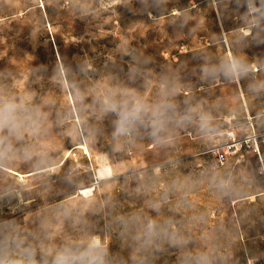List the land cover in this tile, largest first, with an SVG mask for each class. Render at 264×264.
<instances>
[{
	"label": "rangeland",
	"instance_id": "1",
	"mask_svg": "<svg viewBox=\"0 0 264 264\" xmlns=\"http://www.w3.org/2000/svg\"><path fill=\"white\" fill-rule=\"evenodd\" d=\"M242 4L243 0H0V73L15 91H35L40 102H49L53 119L70 103L73 88L88 93V104L99 89L109 88L135 90L151 102L159 98L162 76L175 77L180 89L175 99L181 108L184 100L190 99L211 109L221 121L227 120L235 107H240L243 119V106L255 117L264 110V94L254 97L248 85L254 79L264 80V43L251 38L243 44L234 43L245 27L246 7ZM174 10L181 15H175ZM229 50L245 56L258 70L238 83L223 78L202 80L203 57H212L215 63ZM61 65L70 69L67 83L53 79ZM131 67L138 70L135 79L129 78ZM86 115L101 133L85 147L67 134L70 125L54 127L48 141L50 150L68 163L47 183L28 175L32 171L29 165H18L10 175L24 174L21 179L27 182V190L23 203L0 202V219L14 218L31 228L41 212L59 201L75 198L80 203L88 197L97 201L111 197L113 207L89 213L87 218L94 231L110 237L111 251L127 258L130 249L113 221L133 212L156 217L148 202L159 200L165 186L176 181L177 189L162 204L160 218L174 220L192 238L189 249L203 246L205 237L215 235L234 253V264H247L253 256L259 257L257 264H264V174L253 154L260 152L264 159V122L253 121L259 151L249 143L224 164H217L206 151L213 145L203 140L194 126L176 130L164 146L152 147V141L144 136L115 152L111 139L114 116L101 119L91 110ZM69 165L84 166L78 171L85 187L94 184L97 188L92 169L109 166L113 179H101L98 190L77 195L76 187L64 180ZM117 168L123 169V174L113 176ZM206 169L231 170L242 183H250L255 204L233 203L218 196L207 178L193 186L191 181ZM134 172L143 175L135 178ZM201 213L207 214L203 222ZM57 227L63 235L64 226ZM178 255L176 249L166 247L156 254L154 264H177Z\"/></svg>",
	"mask_w": 264,
	"mask_h": 264
},
{
	"label": "clouds",
	"instance_id": "2",
	"mask_svg": "<svg viewBox=\"0 0 264 264\" xmlns=\"http://www.w3.org/2000/svg\"><path fill=\"white\" fill-rule=\"evenodd\" d=\"M158 2L164 3L165 0ZM118 3H131V0H118ZM241 6L246 7L245 27L239 30L234 43L243 44L248 38L264 43L261 39V33H264V0H243ZM174 14L181 15L178 10H174ZM203 60L200 66L202 80L219 81L223 78L238 83L258 70L256 64L250 63L243 55L233 54L231 50L218 62L213 63V58L207 55ZM137 73V68H129L130 79H135ZM69 74L70 69L61 65L53 79L67 83ZM7 75L11 76L10 73ZM4 77L5 74L0 73V177H4L0 181V202L15 200L23 203V193L27 190V182L21 179L24 174L10 175L18 165H29L32 171L28 175L47 183L52 176L59 175L64 164L68 163L67 159L59 158L50 150L48 141L52 138L54 127L70 125L67 134L73 141H81L85 147L96 139L101 129L98 124L89 123L86 113L90 110L98 113L101 119L114 116L111 139L115 152L122 151L144 136L152 141V147L164 146L176 130L189 126H194L200 137L210 145L226 144L228 140H235L237 134L245 137V143L258 145L259 137L253 121L264 122V110L253 117L247 106H243V119H240V107H235L223 121L218 120L211 109L203 108L200 103L193 104L190 99H185L181 108L175 99L180 95V89L175 77L170 76L161 77L159 98L151 102L135 90L117 92L111 88L99 89L98 85L99 90L88 104L85 103L88 93L73 88L69 93L70 103L57 111L53 119L49 102H40L35 91H15L13 86L4 82ZM248 90L254 97L264 94V80L254 79ZM80 167L84 166L69 165L64 175V180L76 187L77 195L98 190L101 179H113L110 176L101 178L95 175L98 169H92L97 188H85L78 171ZM123 171L121 168L114 169L113 176L123 174ZM260 172L264 174V159L261 160ZM142 175L134 172L135 178ZM205 178L218 196L233 203L247 201L255 204L250 192L251 184L242 183L241 178L231 170L220 173L206 169L191 184L199 185ZM176 189L177 182L173 181L165 186L159 200L148 202V208L157 213L156 217L133 212L115 218V229L130 249L127 258L114 254L110 237H102L94 231L87 218L89 213L95 215L106 207H113L112 198L97 201L88 197L80 203L75 198L57 202L41 212L31 228L14 218L0 219V264H154L156 254L166 247L178 251L177 264H234V253L219 237H205L203 246L189 249L192 238L186 236L174 220L160 218L162 204ZM206 219L207 214L201 213L200 221ZM58 225L64 226L63 235L59 234ZM258 260V256L250 257L247 264H257Z\"/></svg>",
	"mask_w": 264,
	"mask_h": 264
},
{
	"label": "built area",
	"instance_id": "3",
	"mask_svg": "<svg viewBox=\"0 0 264 264\" xmlns=\"http://www.w3.org/2000/svg\"><path fill=\"white\" fill-rule=\"evenodd\" d=\"M244 137L236 136L235 140H228L226 144H217L209 147L206 151L208 153L213 154L215 162L217 164H224L229 157L233 154H236L239 150L243 148L244 145L249 143H245ZM253 144V143H251ZM255 148L257 144H254Z\"/></svg>",
	"mask_w": 264,
	"mask_h": 264
},
{
	"label": "bare ground",
	"instance_id": "4",
	"mask_svg": "<svg viewBox=\"0 0 264 264\" xmlns=\"http://www.w3.org/2000/svg\"><path fill=\"white\" fill-rule=\"evenodd\" d=\"M95 175H97V176H99L101 178H103L105 176H109V175H111V168L109 166L100 167L98 169V171H96ZM89 187H91V188L94 189L95 188V185L94 184H91V185L86 186L85 188H89ZM92 192H83V193L84 194H88V193H92Z\"/></svg>",
	"mask_w": 264,
	"mask_h": 264
},
{
	"label": "crops",
	"instance_id": "5",
	"mask_svg": "<svg viewBox=\"0 0 264 264\" xmlns=\"http://www.w3.org/2000/svg\"><path fill=\"white\" fill-rule=\"evenodd\" d=\"M259 146H260V148H261V142L259 143ZM261 151H262V154H263V150H262V148H261ZM253 154H255V156L259 159V161H260V163H261L260 152H259V153H253Z\"/></svg>",
	"mask_w": 264,
	"mask_h": 264
}]
</instances>
